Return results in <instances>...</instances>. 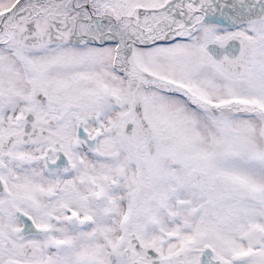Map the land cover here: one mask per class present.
<instances>
[{"label":"snow or ice","instance_id":"obj_1","mask_svg":"<svg viewBox=\"0 0 264 264\" xmlns=\"http://www.w3.org/2000/svg\"><path fill=\"white\" fill-rule=\"evenodd\" d=\"M0 264H264V0H0Z\"/></svg>","mask_w":264,"mask_h":264}]
</instances>
